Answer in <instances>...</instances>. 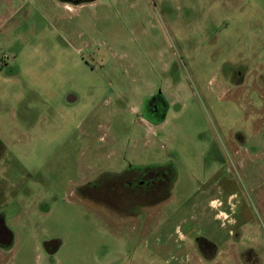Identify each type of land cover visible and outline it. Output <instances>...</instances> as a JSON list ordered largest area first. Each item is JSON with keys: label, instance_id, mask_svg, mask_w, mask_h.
Returning a JSON list of instances; mask_svg holds the SVG:
<instances>
[{"label": "rangeland", "instance_id": "obj_1", "mask_svg": "<svg viewBox=\"0 0 264 264\" xmlns=\"http://www.w3.org/2000/svg\"><path fill=\"white\" fill-rule=\"evenodd\" d=\"M259 37L264 0H0V264H176L193 252L213 230L200 216L209 200L231 212L205 190L214 171L244 174L230 129L253 131L233 106L264 86ZM160 94L169 106L151 123L145 102ZM156 167L169 172L158 204L112 200L123 173ZM224 216L215 225L228 231Z\"/></svg>", "mask_w": 264, "mask_h": 264}, {"label": "crops", "instance_id": "obj_2", "mask_svg": "<svg viewBox=\"0 0 264 264\" xmlns=\"http://www.w3.org/2000/svg\"><path fill=\"white\" fill-rule=\"evenodd\" d=\"M149 121L155 122L151 119ZM228 154H234L241 162H245L244 174L240 176L242 179L234 176L233 171L224 163L222 169L214 171L213 185L205 190L217 191L223 198H228L226 209L231 212L221 209L214 212L211 204L214 205L216 199H212L206 204L211 212L205 207L200 215L208 219L209 224H213L212 232L200 237L211 241L214 249L202 250L197 244L198 237L194 242L195 250H189L190 254L178 258L176 264H264V134L232 143ZM222 213L232 222L228 231L223 227L224 222L215 225ZM167 223L168 219L160 224L155 220L153 234L159 236L156 241L158 247L165 243L160 228Z\"/></svg>", "mask_w": 264, "mask_h": 264}, {"label": "flooded vegetation", "instance_id": "obj_3", "mask_svg": "<svg viewBox=\"0 0 264 264\" xmlns=\"http://www.w3.org/2000/svg\"><path fill=\"white\" fill-rule=\"evenodd\" d=\"M76 1V0H75ZM261 39L260 44L258 45L260 49H264V38L259 37ZM258 48L256 47L254 49L255 53H261L260 55L264 58V51L259 52ZM264 76L262 75L260 79H262ZM237 88H244L243 86L239 85ZM241 90V89H240ZM239 90V91H240ZM244 90V89H242ZM245 93L247 94V101L250 105L246 106H240V107H234L233 109H237L240 113L239 108H243V110H246V113H251L252 119L248 122L249 125L253 127V131L249 129H244L242 127H239L238 130L234 132V130L231 127L230 133L236 140L245 141L249 137H255L257 135L264 134V86H259L255 84V82H252V85L245 90ZM256 94V101H252L250 94ZM167 99L163 95H154L148 98L145 102V110L147 115L149 116V119L157 121V117L159 113L163 118L164 113L166 112L168 108ZM164 107L166 109H164ZM162 109H164L162 111ZM162 111V112H161ZM221 118L223 120V115H226L227 108H222L220 110ZM161 119V118H160ZM227 122V121H226ZM234 124V123H233ZM231 126V124H227ZM254 128L256 129L254 131ZM252 131V132H251ZM234 132V133H233ZM234 134V135H233ZM153 170L148 171H139L140 175L132 174L131 172H126L121 175V193L117 196L113 197L112 200H118L120 201V204L122 202L125 203H131V202H142V204H149V205H156L158 204V200L156 199V191L159 190V186L157 184V178L158 174L154 176L152 173H150ZM157 172V170H155ZM148 172V173H147ZM121 194H125V197H122ZM127 194H130L127 196ZM98 199V198H96ZM102 200H106V203H108L111 198L102 197ZM110 199V200H109ZM1 218H0V228L2 229ZM199 238H205V237H199ZM198 238V239H199ZM197 239V244L199 245ZM206 239V238H205ZM200 247V245H199ZM201 248V247H200Z\"/></svg>", "mask_w": 264, "mask_h": 264}, {"label": "trees", "instance_id": "obj_4", "mask_svg": "<svg viewBox=\"0 0 264 264\" xmlns=\"http://www.w3.org/2000/svg\"><path fill=\"white\" fill-rule=\"evenodd\" d=\"M157 169V167L155 168V169H153L154 171ZM144 170H141V172H143ZM150 171V170H149ZM148 171V172H149ZM147 172V173H148ZM156 172V171H155ZM157 174H158V176H159V174H161V175H163V177L165 176V179L167 178V177H169V172L168 173H166V171H163L160 167H158V169H157V172H156ZM168 175V176H167ZM164 179V180H165ZM163 180V181H164ZM163 181H159V183H157L158 184V186L160 187L161 186V182L163 183ZM198 242H199V245H200V247H201V249L202 250H213L214 249V244L211 242V241H209V240H207V239H205V238H199L198 239ZM209 247V248H208Z\"/></svg>", "mask_w": 264, "mask_h": 264}]
</instances>
